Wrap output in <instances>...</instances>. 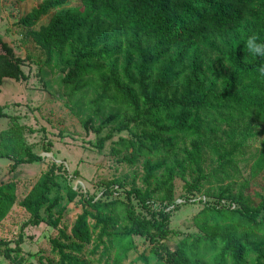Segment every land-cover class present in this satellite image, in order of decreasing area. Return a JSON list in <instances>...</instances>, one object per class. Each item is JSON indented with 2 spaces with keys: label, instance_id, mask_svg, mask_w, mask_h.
<instances>
[{
  "label": "trees",
  "instance_id": "trees-1",
  "mask_svg": "<svg viewBox=\"0 0 264 264\" xmlns=\"http://www.w3.org/2000/svg\"><path fill=\"white\" fill-rule=\"evenodd\" d=\"M72 1L43 0L16 26L60 71L70 113L94 147L108 143L116 163L140 174L114 176L95 198L50 161L18 203L29 218L15 246L0 239L3 257L20 255L24 228L45 224L56 230L50 264H122L134 237L148 242L139 264H264V188L254 200L248 180L236 188L233 179L238 160L249 179L264 172V0ZM23 61L0 37V92L5 78L28 79ZM4 109L0 118L14 124L0 132V158L7 143L25 144L24 126ZM20 153L12 167L43 161L28 145ZM176 179L185 202L206 198L191 220L197 232L170 228ZM75 201L81 212L67 229ZM15 205V182H0V223Z\"/></svg>",
  "mask_w": 264,
  "mask_h": 264
},
{
  "label": "rangeland",
  "instance_id": "rangeland-1",
  "mask_svg": "<svg viewBox=\"0 0 264 264\" xmlns=\"http://www.w3.org/2000/svg\"><path fill=\"white\" fill-rule=\"evenodd\" d=\"M43 0H0V37L14 49L15 55L24 61L22 70L27 75L26 81L16 82L5 78L1 85L0 105L9 117H16L17 123L24 126L21 132L23 145L18 147L8 143L4 152L8 155L0 158V182L14 181L16 184V205L8 212L0 223V239L8 242V247L15 246L21 225L29 218L28 213L18 203L28 193L50 161L61 163L68 170L74 189L81 188L82 193L100 195L103 184L114 176L132 180L139 177V170L126 164H118L109 154V144L99 151L94 147L96 137L93 133L83 130L79 119L70 113L67 105L68 90L60 82L61 73L53 63L46 64V56L32 41L25 37L24 27L16 26V22L27 14L35 5ZM79 1L73 0L69 6H78ZM49 15L42 17L34 29L48 22ZM41 70V71H40ZM90 97V93L87 94ZM14 122L0 118V132L9 128ZM46 144L50 152H44ZM30 146L31 150L43 158L42 162H21L15 167L14 159L20 157L23 146ZM256 143L245 158L255 150ZM14 147H17V151ZM249 164L238 160L237 171L233 173L235 186L247 183L244 194L254 200V194L264 188V172L254 179H249ZM141 185L140 181L136 182ZM175 201L179 209L172 213L170 228L183 232H197L192 217L201 209L203 196L191 197L185 202L183 182L174 181ZM184 201V202H183ZM201 201V202H200ZM81 212V205L77 201L68 204V211L62 219L61 226L69 229L76 216ZM23 242L21 252L15 257L10 253V259H5L0 251V264H50L54 262L49 240L56 235V230L45 224L32 227L27 226L22 231ZM178 238L170 237L167 243L174 247ZM135 251L122 264H139L136 261L141 252L148 250V242L134 237ZM93 258V257H92ZM20 259V260H19ZM20 262V263H19ZM92 264H98L96 261Z\"/></svg>",
  "mask_w": 264,
  "mask_h": 264
}]
</instances>
